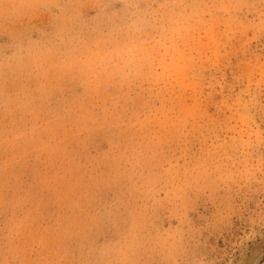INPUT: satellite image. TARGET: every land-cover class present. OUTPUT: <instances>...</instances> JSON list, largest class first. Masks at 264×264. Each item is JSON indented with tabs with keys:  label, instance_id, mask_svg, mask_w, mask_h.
Instances as JSON below:
<instances>
[{
	"label": "rangeland",
	"instance_id": "rangeland-1",
	"mask_svg": "<svg viewBox=\"0 0 264 264\" xmlns=\"http://www.w3.org/2000/svg\"><path fill=\"white\" fill-rule=\"evenodd\" d=\"M0 264H264V0H0Z\"/></svg>",
	"mask_w": 264,
	"mask_h": 264
}]
</instances>
